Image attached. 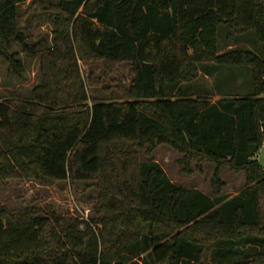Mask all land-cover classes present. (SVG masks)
<instances>
[{
    "label": "trees",
    "instance_id": "16d2710c",
    "mask_svg": "<svg viewBox=\"0 0 264 264\" xmlns=\"http://www.w3.org/2000/svg\"><path fill=\"white\" fill-rule=\"evenodd\" d=\"M38 24L53 36L45 82L29 100L0 102V189L96 181L103 230L79 235L0 201V264H222L234 248L244 259L232 264H264V60L217 45L222 25L226 46L250 32L264 44V0H0V59L18 79L21 55L43 51L28 35ZM77 59L129 66L122 99L72 109L89 100ZM200 73L224 86L218 102L193 90ZM157 145L187 174L214 165L212 194L173 183L149 159ZM224 169L245 176L236 196L221 191Z\"/></svg>",
    "mask_w": 264,
    "mask_h": 264
},
{
    "label": "rangeland",
    "instance_id": "374dc122",
    "mask_svg": "<svg viewBox=\"0 0 264 264\" xmlns=\"http://www.w3.org/2000/svg\"><path fill=\"white\" fill-rule=\"evenodd\" d=\"M30 4L31 1L20 7L23 15L30 11L32 7ZM51 30L49 25L38 24L28 33L35 42L38 41V44H41L43 51L36 58L21 55L25 67L22 78L18 79L10 75L7 64L0 59V102L15 99L29 100L33 88L44 84L45 78L41 71L40 58L52 49L53 36ZM228 34L227 26L218 27L217 45L221 53L237 48L254 53L264 60V44L258 41L255 33L246 34L236 45L226 46ZM76 56L78 57L77 53ZM64 67L67 68V64H64ZM72 70H75L77 81L82 84V89L89 99L85 104L75 103L71 106L72 109L81 111H86L87 107L91 108L95 99L105 102L121 100V90L127 89L132 79L131 69L127 65L114 66L111 71H108L102 63L77 59V67L74 66ZM244 72L246 75L240 78V83L250 79L248 71L244 70ZM192 86L197 93H200L201 90L210 91L211 78L200 73ZM215 100L216 98L212 97V101ZM144 151L145 149L139 153L142 161L147 160ZM180 158L181 156L170 147L159 145L149 156V159L161 166L173 183L211 195L215 166L207 163H201L198 166L195 161L191 173L187 174L182 171V167L178 163ZM257 161L264 168V146ZM221 178L225 183L221 189L222 193L235 195L245 186L243 173H233L224 169ZM97 185L96 181L74 184L68 180L53 185H40L34 181L26 180L9 181L0 189V201L5 207L13 211L30 209L38 212V215L44 218L51 219L52 222L56 218L63 224L69 223L72 231L79 235L93 234L100 240L103 227L98 211L99 193ZM230 251L223 258L222 264H232L244 259L237 248Z\"/></svg>",
    "mask_w": 264,
    "mask_h": 264
},
{
    "label": "crops",
    "instance_id": "0c3cea01",
    "mask_svg": "<svg viewBox=\"0 0 264 264\" xmlns=\"http://www.w3.org/2000/svg\"><path fill=\"white\" fill-rule=\"evenodd\" d=\"M215 79H216V76L214 75L212 78H211V102L212 103H215V102H218L220 99H221V94L220 93H224L225 92V89H224V86L221 85V87L219 86V83L217 82V84H215ZM237 84H241L240 82H238ZM217 87V88H216ZM212 97H215L216 100L215 101H212ZM264 98V96H263ZM238 175V174H236ZM239 177V176H238ZM242 191V190H241ZM240 193V192H239ZM239 193H236L235 195H231V196H236L238 195Z\"/></svg>",
    "mask_w": 264,
    "mask_h": 264
}]
</instances>
